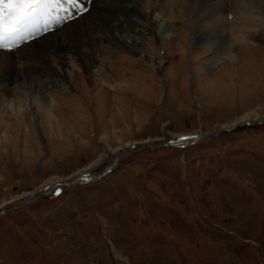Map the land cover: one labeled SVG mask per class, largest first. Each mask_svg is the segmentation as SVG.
Listing matches in <instances>:
<instances>
[{
    "label": "rangeland",
    "instance_id": "obj_1",
    "mask_svg": "<svg viewBox=\"0 0 264 264\" xmlns=\"http://www.w3.org/2000/svg\"><path fill=\"white\" fill-rule=\"evenodd\" d=\"M224 17L199 15L191 48L185 18H168L169 44L146 28V56L107 61L115 92L75 73L53 128L6 111L0 264H264V26L228 61L226 31L208 37Z\"/></svg>",
    "mask_w": 264,
    "mask_h": 264
},
{
    "label": "bare ground",
    "instance_id": "obj_2",
    "mask_svg": "<svg viewBox=\"0 0 264 264\" xmlns=\"http://www.w3.org/2000/svg\"><path fill=\"white\" fill-rule=\"evenodd\" d=\"M253 1L166 0L167 5L159 7L154 0H87L85 6L89 11L82 19L66 18L65 23L56 25L47 32H41L30 42L13 51L0 50L2 139H6L4 130L10 123L6 111L12 112L11 116L19 125L25 124L26 109L34 113V123L37 127L56 126V98L67 90L65 84L74 81L75 73L81 74L86 80L102 81L106 74L107 61L115 62L119 59L117 54L121 51L133 53L138 55L139 60L142 59L147 52L142 47L140 36L144 35L146 28H152L161 42L169 44L173 36H177V32L173 33L167 27L168 18L186 19L190 31L188 46L191 48L201 35V29L196 31L194 28L199 15L211 17L212 23L222 19L226 12L234 15V24L227 23L224 17L222 24H213L208 30V37L216 40L221 32L226 31L225 38L216 41L215 46L219 45L217 47L220 50L216 54L231 61V50L245 46L248 43L245 38L264 26L263 15L256 11L258 7L252 8L255 5ZM106 8L112 9L113 15L104 14ZM139 16L149 17L151 20L144 21V18ZM250 20L251 22H248ZM203 42L202 38V44ZM159 67L158 62L157 68ZM102 82L115 92L114 83ZM247 119L242 118L241 122L244 123ZM118 151L119 149L115 152Z\"/></svg>",
    "mask_w": 264,
    "mask_h": 264
},
{
    "label": "snow or ice",
    "instance_id": "obj_3",
    "mask_svg": "<svg viewBox=\"0 0 264 264\" xmlns=\"http://www.w3.org/2000/svg\"><path fill=\"white\" fill-rule=\"evenodd\" d=\"M87 0H0V50L11 51L67 19H82Z\"/></svg>",
    "mask_w": 264,
    "mask_h": 264
},
{
    "label": "water",
    "instance_id": "obj_4",
    "mask_svg": "<svg viewBox=\"0 0 264 264\" xmlns=\"http://www.w3.org/2000/svg\"><path fill=\"white\" fill-rule=\"evenodd\" d=\"M199 139H200V136H195V135H193V136H186V137L181 138L180 140H171V141H169L168 145H170V146H176V147L178 146L179 147V146H183L185 144L193 143L195 141H198ZM138 148H140V147H135L134 149H138ZM119 155H120V152H118V154H117V156H116V158H115L114 161H116V159L118 158ZM94 178H96V177H94ZM90 180H91V178L79 177V178H77L76 181H73V182L69 183L68 185H71L74 182H89ZM41 194H45V192H42L39 195H41ZM0 215H1V213H0Z\"/></svg>",
    "mask_w": 264,
    "mask_h": 264
}]
</instances>
